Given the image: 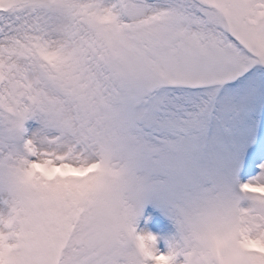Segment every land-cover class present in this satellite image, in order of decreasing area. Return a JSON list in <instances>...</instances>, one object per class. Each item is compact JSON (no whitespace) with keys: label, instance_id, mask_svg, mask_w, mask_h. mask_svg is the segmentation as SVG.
I'll use <instances>...</instances> for the list:
<instances>
[{"label":"snow or ice","instance_id":"1","mask_svg":"<svg viewBox=\"0 0 264 264\" xmlns=\"http://www.w3.org/2000/svg\"><path fill=\"white\" fill-rule=\"evenodd\" d=\"M0 264H264V0H0Z\"/></svg>","mask_w":264,"mask_h":264}]
</instances>
